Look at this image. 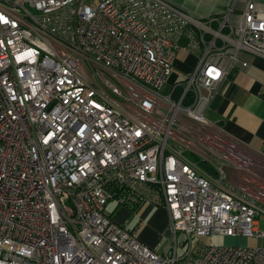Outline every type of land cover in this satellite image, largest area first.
Masks as SVG:
<instances>
[{"label": "built area", "instance_id": "built-area-1", "mask_svg": "<svg viewBox=\"0 0 264 264\" xmlns=\"http://www.w3.org/2000/svg\"><path fill=\"white\" fill-rule=\"evenodd\" d=\"M188 1L0 0V264H264L263 243L191 237L264 240V166L206 117L264 57V2ZM110 201L166 208L163 253Z\"/></svg>", "mask_w": 264, "mask_h": 264}, {"label": "crops", "instance_id": "crops-1", "mask_svg": "<svg viewBox=\"0 0 264 264\" xmlns=\"http://www.w3.org/2000/svg\"><path fill=\"white\" fill-rule=\"evenodd\" d=\"M258 1L264 2V0ZM188 2L191 5L188 6L186 3L188 8L206 15L214 4L215 10L219 11L228 0H204L197 7ZM178 53V59H175L174 64H179L181 60L184 62L191 55L183 50ZM242 57L249 62L248 67L242 71L232 72L221 82L206 112V117L228 136L248 148L253 157L264 161V57L248 54H243ZM194 61L195 58L191 59L188 68L192 67ZM130 212L133 211L120 207L113 217L127 229L135 230L139 239L147 246L158 250L160 247H157L146 230L158 222L163 225L168 224L166 208L147 203L141 205L133 213L140 216L141 223L132 228L126 225Z\"/></svg>", "mask_w": 264, "mask_h": 264}, {"label": "rangeland", "instance_id": "rangeland-1", "mask_svg": "<svg viewBox=\"0 0 264 264\" xmlns=\"http://www.w3.org/2000/svg\"><path fill=\"white\" fill-rule=\"evenodd\" d=\"M175 1L181 2L183 0H175ZM187 4L188 6H191L189 2H187ZM186 41H187L186 37L181 36L178 39V44L180 46H183L186 44ZM178 55L176 57V60L178 59ZM191 59L194 60V56L192 54L189 55V57H187L184 62H182L181 60L179 64H174V67H173L174 74H176L178 77H182L183 75H186L187 73H189L191 68H188V66L191 63ZM173 79H174L173 76H171L170 80L172 81ZM161 90L166 91L167 87H163ZM256 159L260 161L262 165L264 166L263 160H260L259 158H256ZM119 209H120V206L116 205L114 201H110L106 204V210L110 212V215L112 217L117 214ZM130 213L131 214L127 216L126 225L132 228V227L139 225L141 223V220H140L139 215L133 214L134 212H130ZM257 222L259 223L258 228L261 231H264V218L259 217ZM148 229L146 230V233L156 243L157 247L158 248L160 247L157 250V252L163 253L164 248L170 244V240H171L170 238L171 234L169 235L168 224L163 225V224H159L158 222L150 226ZM191 237H192L193 242L200 241V242L207 243L210 245L231 246V245H242L246 242V238L242 236H225L221 234H211L209 236H198V237H196L195 235H191ZM177 238L179 242L187 239L186 235L182 231H177ZM248 242L249 244H262V243L264 244V240H258L256 238H249L247 239V243ZM186 245H187V241H186ZM168 251L169 253H171L170 248L168 249Z\"/></svg>", "mask_w": 264, "mask_h": 264}]
</instances>
